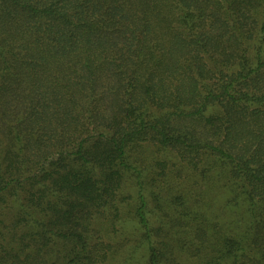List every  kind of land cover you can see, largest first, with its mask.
<instances>
[{"label":"trees","instance_id":"1","mask_svg":"<svg viewBox=\"0 0 264 264\" xmlns=\"http://www.w3.org/2000/svg\"><path fill=\"white\" fill-rule=\"evenodd\" d=\"M0 264H264V0H0Z\"/></svg>","mask_w":264,"mask_h":264}]
</instances>
